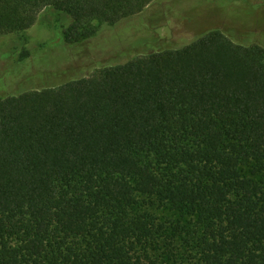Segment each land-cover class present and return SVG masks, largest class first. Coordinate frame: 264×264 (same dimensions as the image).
Listing matches in <instances>:
<instances>
[{
    "label": "trees",
    "instance_id": "trees-1",
    "mask_svg": "<svg viewBox=\"0 0 264 264\" xmlns=\"http://www.w3.org/2000/svg\"><path fill=\"white\" fill-rule=\"evenodd\" d=\"M156 1L0 0V34L54 9L74 45ZM142 198L190 218L191 264H264V46L207 31L0 99V264H162Z\"/></svg>",
    "mask_w": 264,
    "mask_h": 264
},
{
    "label": "rangeland",
    "instance_id": "rangeland-1",
    "mask_svg": "<svg viewBox=\"0 0 264 264\" xmlns=\"http://www.w3.org/2000/svg\"><path fill=\"white\" fill-rule=\"evenodd\" d=\"M55 13L44 11L24 35L0 34V99L72 77L95 76L112 64L161 51L176 40L190 41L207 31L264 46V0H157L138 17L114 27L103 25L97 36L74 45L63 35L70 22L55 31ZM240 170L243 176H252V164ZM140 205L163 229V240L152 255L162 264H191L177 236L179 225L188 231L190 218L148 198H142Z\"/></svg>",
    "mask_w": 264,
    "mask_h": 264
}]
</instances>
